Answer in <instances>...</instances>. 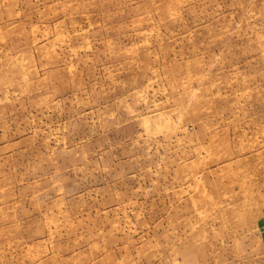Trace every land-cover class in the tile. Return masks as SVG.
Wrapping results in <instances>:
<instances>
[{
    "label": "rangeland",
    "instance_id": "1",
    "mask_svg": "<svg viewBox=\"0 0 264 264\" xmlns=\"http://www.w3.org/2000/svg\"><path fill=\"white\" fill-rule=\"evenodd\" d=\"M0 264H264V0H0Z\"/></svg>",
    "mask_w": 264,
    "mask_h": 264
}]
</instances>
